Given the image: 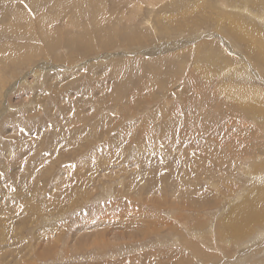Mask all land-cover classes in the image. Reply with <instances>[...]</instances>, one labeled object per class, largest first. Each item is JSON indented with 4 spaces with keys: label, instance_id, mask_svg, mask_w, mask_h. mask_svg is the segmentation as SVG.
<instances>
[{
    "label": "rangeland",
    "instance_id": "1",
    "mask_svg": "<svg viewBox=\"0 0 264 264\" xmlns=\"http://www.w3.org/2000/svg\"><path fill=\"white\" fill-rule=\"evenodd\" d=\"M262 186L264 0H0V264H264Z\"/></svg>",
    "mask_w": 264,
    "mask_h": 264
},
{
    "label": "bare ground",
    "instance_id": "2",
    "mask_svg": "<svg viewBox=\"0 0 264 264\" xmlns=\"http://www.w3.org/2000/svg\"><path fill=\"white\" fill-rule=\"evenodd\" d=\"M233 24L234 23L232 22L228 24L230 29L232 28ZM233 30H236V29H233ZM258 179H263V178L258 177ZM250 199L251 200H245L243 205H241L239 208L237 207L235 209V212H234L235 214L233 218L228 221L230 225V231H228L227 233L231 235L232 237L235 236V234L237 233H251L253 231L252 228L254 226L264 225V186L253 190L250 194ZM234 202L235 201H233L232 205L234 204ZM243 207H250L249 214H243V212L241 211ZM207 222L208 220L206 219L205 225H207ZM208 231H205V232L208 233ZM216 234H215L216 238H214V240L212 238V243L214 244V246L221 247V245L225 243V241L222 242L224 232L221 233L220 230L217 229ZM196 237L198 238V236ZM181 242H182V245H190V247L193 249L194 254L196 253L197 256L203 257L206 255L205 254L206 252L202 251L199 247H193L192 242L190 240H181ZM179 254H181V252H179ZM180 259L182 260V256L180 257ZM180 264H188V262L181 261Z\"/></svg>",
    "mask_w": 264,
    "mask_h": 264
}]
</instances>
